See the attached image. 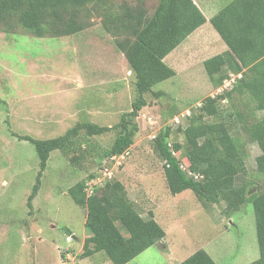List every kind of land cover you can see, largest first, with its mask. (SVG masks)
<instances>
[{
	"label": "rangeland",
	"instance_id": "1",
	"mask_svg": "<svg viewBox=\"0 0 264 264\" xmlns=\"http://www.w3.org/2000/svg\"><path fill=\"white\" fill-rule=\"evenodd\" d=\"M138 1L111 2L117 9ZM158 1L144 0L145 7L154 9ZM196 1L208 22L166 59L177 75L155 86L154 91L165 96L147 95L150 105L137 119L134 144L117 160L104 154L116 140L115 127L132 110L135 77L117 39L105 30L102 15L84 10L80 19L85 24L90 15L89 26L62 38L0 31V264H113L104 251L83 257L84 242L91 235L88 212L69 193L92 175H97L95 184L100 183L98 177L105 182L106 168L113 181L122 182L141 215L148 219L153 213L166 232L163 240L127 264H180L201 249L216 264H250L260 258L253 204L226 216L224 201L207 202L192 190L172 195L164 161L152 147L160 130L169 126L170 143L183 146L174 155L184 167L190 164L192 153L179 128L200 113L207 97L231 90L241 78L234 74L235 83L216 88L204 67L207 59L227 49L210 19L230 0ZM229 101H222L223 109L234 106L247 118L254 112V117L264 118L248 97ZM90 122L113 129L89 138L82 130L75 152L54 151L42 171L36 147L26 138L53 139ZM237 122L235 136L241 137L247 151L243 180L253 182L249 195L259 193L264 190L257 172L261 150L247 140ZM39 179L40 191L30 207ZM93 186L89 183V191Z\"/></svg>",
	"mask_w": 264,
	"mask_h": 264
},
{
	"label": "trees",
	"instance_id": "2",
	"mask_svg": "<svg viewBox=\"0 0 264 264\" xmlns=\"http://www.w3.org/2000/svg\"><path fill=\"white\" fill-rule=\"evenodd\" d=\"M111 1L0 0V31L8 34L23 30L37 38L67 37L89 26L90 15L85 24L80 19L84 10L88 14H95V11L102 15L105 30L117 39L118 48L134 74L136 90L132 110L125 113L115 127L117 137L105 151L107 158L123 156L134 144L139 131L137 119L150 105L147 95L165 96L162 91H154L155 86L177 75L165 59L208 22L194 0H159L154 9L146 8L144 0H139L135 6L125 4L117 9ZM210 22L227 49L204 62L209 79L216 88H223L232 75L241 74V78L234 82L231 90L207 97L200 113L191 116L185 128H179L192 153L186 169L174 155L183 146L178 142L170 143L171 127L160 130L152 147L164 161V174L172 195L192 190L207 202L224 201L226 216L246 203L253 204L261 256L250 264H264V190L249 195L248 189L253 182L243 180L247 174V151L241 137L235 136V122L238 121L247 140L261 150L257 172L264 182V118L254 117L255 112L247 114V118L234 106L231 109L221 106L225 99L233 102L236 98L248 97L254 102L256 112H264V0H230ZM111 129L91 122L80 123L53 139H26L35 145L44 171L54 151L67 155L75 152L82 130L85 138H89ZM189 171L200 178L190 176ZM96 177L89 176L69 191L75 203L88 212L86 226L91 235L84 242L83 257L104 251L113 264H127L163 240L166 232L153 213L148 219L141 215L121 181L111 178L102 187L94 185L89 192V183ZM40 183L39 179L29 198L30 207L40 191ZM180 264L216 262L201 249Z\"/></svg>",
	"mask_w": 264,
	"mask_h": 264
},
{
	"label": "built area",
	"instance_id": "3",
	"mask_svg": "<svg viewBox=\"0 0 264 264\" xmlns=\"http://www.w3.org/2000/svg\"><path fill=\"white\" fill-rule=\"evenodd\" d=\"M232 82H235V79L234 78H232L231 80H229V81H226V83H225V87H228V86H230L231 84H232ZM123 156H120V157H117V156H114V157H112V159L113 160H117L118 158H122ZM182 168L183 169H186V167H184L183 165H182ZM103 174H104V177H106L105 178V180L107 181V178L108 179H110V178H112V173L110 172V169H108V168H106L105 169V171L103 170V172H102ZM189 174H190V176H193V177H195L196 179H199L200 178V175H197V174H195V173H193V172H191V171H189ZM98 182H100V183H98V184H105V182H104V180L102 181L99 177H98ZM98 184H95V181H94V185H98ZM88 191H89V189H88ZM89 192H92V190L91 191H89ZM64 264H67V263H64Z\"/></svg>",
	"mask_w": 264,
	"mask_h": 264
},
{
	"label": "crops",
	"instance_id": "4",
	"mask_svg": "<svg viewBox=\"0 0 264 264\" xmlns=\"http://www.w3.org/2000/svg\"><path fill=\"white\" fill-rule=\"evenodd\" d=\"M194 1H195V3L197 4V1H196V0H194ZM197 5H198V4H197ZM173 52H174V51H173ZM173 52H172V53H173ZM172 53H171V54H172ZM167 58H168V56H167ZM167 58H166V59H167ZM166 59H165V61H166ZM86 238H87V237H86Z\"/></svg>",
	"mask_w": 264,
	"mask_h": 264
}]
</instances>
